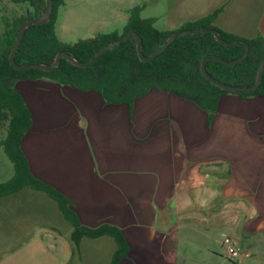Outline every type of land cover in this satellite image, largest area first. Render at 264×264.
<instances>
[{"label":"crops","instance_id":"crops-1","mask_svg":"<svg viewBox=\"0 0 264 264\" xmlns=\"http://www.w3.org/2000/svg\"><path fill=\"white\" fill-rule=\"evenodd\" d=\"M222 2L216 25L264 39V1ZM16 87L32 117L22 141L31 171L71 200L83 225L122 230L131 250L120 264H216L226 239L250 253L242 262L262 261L263 95L223 94L211 113L155 88L128 104L44 79ZM72 231L42 190L0 197V251L35 249L19 264L111 263L112 236H84L77 248Z\"/></svg>","mask_w":264,"mask_h":264},{"label":"trees","instance_id":"trees-1","mask_svg":"<svg viewBox=\"0 0 264 264\" xmlns=\"http://www.w3.org/2000/svg\"><path fill=\"white\" fill-rule=\"evenodd\" d=\"M13 1L30 3L32 9L12 20L4 18L5 30L0 34V126L4 121H8L7 134L5 138L0 139V146L4 148L14 167L12 177L0 182V197L16 193L24 187L44 191L56 200L64 217L73 225L71 238L77 248L84 236L97 238L110 235L117 243L110 264H120L131 250L122 230L111 224L97 227L83 225L71 200L31 171L22 141L31 129L32 117L22 92L16 87L17 82L44 79L85 91L96 90L109 103L128 104L155 88L192 100L212 113L216 110L220 97L233 91L219 87L205 76L202 71L204 60L217 58L206 62L208 73L217 81L238 87L252 86L264 62V39L241 36L216 25L215 20L220 9L186 21L176 29H159L155 26L156 18L142 17V6L137 5L130 9L129 20L121 32L114 30L98 33L94 37L68 43L56 32L58 10L66 2L53 0V10L48 23L31 24L27 27L15 56L18 64H51L57 54L63 51L85 62L92 59L104 46L121 39L130 31H136L141 36L142 52L150 56L162 47L169 37L178 36L150 61L142 59L136 38L130 36L87 66H77L66 58H61L59 65L54 69H18L9 61L18 32L28 19L37 18L45 11L47 0ZM198 28L215 29L225 41L240 44H221L210 32L180 35L184 30ZM245 44L250 46V51L243 61L231 66L220 60L229 62L239 58L245 52ZM234 93L244 98L264 96V73L258 88L250 92L242 90Z\"/></svg>","mask_w":264,"mask_h":264},{"label":"rangeland","instance_id":"rangeland-1","mask_svg":"<svg viewBox=\"0 0 264 264\" xmlns=\"http://www.w3.org/2000/svg\"><path fill=\"white\" fill-rule=\"evenodd\" d=\"M223 0H65L59 10L58 26L56 29L60 38L68 43L80 39L94 37L98 33H109L114 30L122 31L129 20L130 9L142 6V17H155V26L166 29L183 20L202 17L214 8L223 4ZM260 4L264 0H251ZM30 3H18L13 0H0V34L5 30L4 18L10 20L31 10ZM217 10V9H216ZM8 130V121L0 126V139L5 138ZM14 172L13 163L0 146V182L9 180ZM258 254L264 256V246L257 247ZM35 250V249H34ZM29 249L21 254L7 255L0 251V264H19L29 258ZM27 255V257H25ZM220 256V255H219ZM43 257V256H42ZM216 257H218L216 255ZM250 257V256H249ZM247 257V258H249ZM60 257H55L57 262ZM229 259V258H228ZM220 256L216 264H247L242 261L231 260ZM74 263V261H73ZM45 264H51V258ZM248 264H264V258L259 261L256 257L250 258Z\"/></svg>","mask_w":264,"mask_h":264},{"label":"water","instance_id":"water-1","mask_svg":"<svg viewBox=\"0 0 264 264\" xmlns=\"http://www.w3.org/2000/svg\"><path fill=\"white\" fill-rule=\"evenodd\" d=\"M52 10H53V0H47V5H46V8H45L44 12L37 18L28 19L21 26V28H20V30L18 32L16 44H15V46L13 48V52H12V54L10 56V59H9L10 63L14 67H16L18 69H25V70H28V69L50 70V69L56 68L59 65L61 58H66L67 60H69L70 62H72L73 64H75L77 66H87V65L95 62L104 52H106L107 50H109L111 48H115L122 41L126 40L130 36H134L136 38V40H137V49H138V52L142 55V59L145 60V61H150L153 58H155L160 52H162L178 36V35H172L171 37H169V39L166 41V43L162 47L157 49L154 53H152L150 56H146L142 52V38H141V36L136 31H130L128 34L124 35L121 39L113 41L112 43L104 46L102 49H100L96 53V55L92 59H90L88 61H85V62L79 61L72 54H70L69 52L63 51V52H60V53L57 54L54 62L51 63V64H44V63L18 64L16 62V60H15V56H16V53H17V51H18V49H19V47H20V45L22 43V40L24 38L25 31H26L27 27L29 25H31V24H46V23H48V21L50 20L51 14H52ZM206 32H210V33L214 34L215 37L217 38V40L221 44H224V45H227V46H235L237 44H240L238 42L225 41L221 37L220 33L217 30H215V29H204V28L188 29V30L182 31L180 33V35L181 34L206 33ZM249 51H250V46L248 44H245V52L239 58H237V59H235L233 61H229V62L224 61L222 59H220V60L223 61L225 64L233 66V65L243 61L248 56ZM214 59H217V58L216 57L206 58L204 60V62L202 63V71H203V73L205 74V76L207 78H209L213 83H215L219 87H221L223 89H227L229 91H233V92H238V91H242V90L250 92V91H253L256 88H258L259 85L261 84L262 79H263V73H264V62L261 65V67H260V69L258 71L257 80L254 83V85L249 86V87H238V86H232V85H228V84L219 82L216 79H214L208 73L207 68H206V62L208 60H214Z\"/></svg>","mask_w":264,"mask_h":264},{"label":"built area","instance_id":"built-area-1","mask_svg":"<svg viewBox=\"0 0 264 264\" xmlns=\"http://www.w3.org/2000/svg\"><path fill=\"white\" fill-rule=\"evenodd\" d=\"M223 254L230 260L242 261L244 257H249V252H242L234 239H226L223 243Z\"/></svg>","mask_w":264,"mask_h":264}]
</instances>
